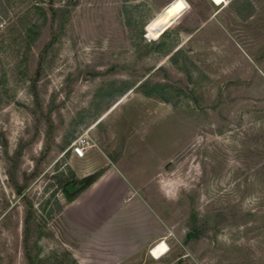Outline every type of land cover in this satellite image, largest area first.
I'll list each match as a JSON object with an SVG mask.
<instances>
[{
    "label": "rangeland",
    "instance_id": "obj_1",
    "mask_svg": "<svg viewBox=\"0 0 264 264\" xmlns=\"http://www.w3.org/2000/svg\"><path fill=\"white\" fill-rule=\"evenodd\" d=\"M174 1L60 0L52 37L43 0H0V264H25L23 195L33 264H264V0H184L153 35Z\"/></svg>",
    "mask_w": 264,
    "mask_h": 264
},
{
    "label": "trees",
    "instance_id": "obj_2",
    "mask_svg": "<svg viewBox=\"0 0 264 264\" xmlns=\"http://www.w3.org/2000/svg\"><path fill=\"white\" fill-rule=\"evenodd\" d=\"M60 2V0H43V3H45L47 5V8L44 9L45 12L46 11H50L51 13V18L48 19V23L45 25V29H43V31H52L51 32V36L54 37L55 33H53V23H54V19H55V15L56 12L61 11V7L57 6V4ZM54 38H52L50 41L44 43V45L42 46V48L38 49L37 51V61H36V65L34 68V71L32 73V75L29 78V83H30V88L31 90H33V92H35V90H37L38 87V82L40 80V74L42 72L43 69V61H44V56L46 53L47 48L53 43ZM162 70L163 67L159 66L157 69H155V72ZM145 81V80H144ZM144 83L143 81L140 83L142 84ZM41 156L42 154H44V152L40 153ZM38 173L37 168H35V170H33L30 174L27 180H25V182L21 185H18V187L15 188V192L17 195H20L22 193V191L27 187L28 183L30 182V180L32 178H34ZM103 171L101 170H97L93 173H90L86 176H84L83 178H81L78 181H75L72 177H64V176H57L56 178V183H57V187L62 189L64 191V193L68 196V198L71 200L74 197H76L79 193H81L82 191H84L86 188H88L93 182H95L101 175H102ZM82 184L81 188L79 190H77L76 192L73 193H69L67 191V187L69 184ZM21 201L23 203V205L25 206V211L23 214V219H22V252H23V258H24V262L25 264H33L31 257H29V247H28V242H29V238L33 233V229H34V223H33V218H32V211L30 209V205L29 202L27 201V198L23 195L21 197Z\"/></svg>",
    "mask_w": 264,
    "mask_h": 264
},
{
    "label": "water",
    "instance_id": "obj_3",
    "mask_svg": "<svg viewBox=\"0 0 264 264\" xmlns=\"http://www.w3.org/2000/svg\"><path fill=\"white\" fill-rule=\"evenodd\" d=\"M187 9V4L184 0H175L171 3L162 14L154 20L152 24L148 26V29L153 35H157L163 30L169 23L175 20L182 12ZM82 184H69L67 191L69 193L76 192L81 188Z\"/></svg>",
    "mask_w": 264,
    "mask_h": 264
},
{
    "label": "built area",
    "instance_id": "obj_4",
    "mask_svg": "<svg viewBox=\"0 0 264 264\" xmlns=\"http://www.w3.org/2000/svg\"><path fill=\"white\" fill-rule=\"evenodd\" d=\"M95 147L96 143L94 142L93 138L88 134V131H85L76 136V138L70 142L68 149L70 150L72 155H74L76 158L81 159L84 158L86 154ZM168 249L169 248L166 245V250H164L159 257L164 255L168 251Z\"/></svg>",
    "mask_w": 264,
    "mask_h": 264
},
{
    "label": "crops",
    "instance_id": "obj_5",
    "mask_svg": "<svg viewBox=\"0 0 264 264\" xmlns=\"http://www.w3.org/2000/svg\"><path fill=\"white\" fill-rule=\"evenodd\" d=\"M101 177V176H100ZM99 177V178H100ZM97 179L95 182H93L88 188H86L83 192H88V191H90V189H92L93 187H95L96 185H97V183L100 181V179ZM137 200H135V198H134V196L133 197H131L128 201H127V203H129V204H131L132 202H136ZM128 204V205H129ZM153 238V237H152ZM151 238V239H152ZM164 238V242L166 243V239H165V237H163ZM150 238L147 240V241H145V244L146 243H148L150 240H151ZM167 244V243H166ZM156 247H154V249H155ZM152 249V248H151ZM154 249H152L151 250V252L149 251V254H151L152 253V251L154 250ZM151 256H153L152 254H151ZM164 257V255H162L161 257H159V258H163ZM153 258L155 259V260H158L159 258H155L154 256H153Z\"/></svg>",
    "mask_w": 264,
    "mask_h": 264
},
{
    "label": "bare ground",
    "instance_id": "obj_6",
    "mask_svg": "<svg viewBox=\"0 0 264 264\" xmlns=\"http://www.w3.org/2000/svg\"><path fill=\"white\" fill-rule=\"evenodd\" d=\"M211 2H213L216 6L218 5H221V4H227L228 3V1L227 0H219V1H216V0H212ZM162 243H164L165 244V242L164 241H161L159 244H157V245H155L154 247H158L159 245H161ZM154 247L152 248V249H154ZM165 248H166V244H165ZM166 250V249H165Z\"/></svg>",
    "mask_w": 264,
    "mask_h": 264
}]
</instances>
